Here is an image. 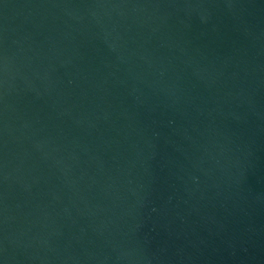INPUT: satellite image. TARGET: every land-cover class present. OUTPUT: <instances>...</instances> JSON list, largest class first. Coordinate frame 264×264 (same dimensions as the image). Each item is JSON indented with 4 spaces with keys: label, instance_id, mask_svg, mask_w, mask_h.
Masks as SVG:
<instances>
[{
    "label": "water",
    "instance_id": "obj_1",
    "mask_svg": "<svg viewBox=\"0 0 264 264\" xmlns=\"http://www.w3.org/2000/svg\"><path fill=\"white\" fill-rule=\"evenodd\" d=\"M264 151V0H0V264H152Z\"/></svg>",
    "mask_w": 264,
    "mask_h": 264
}]
</instances>
